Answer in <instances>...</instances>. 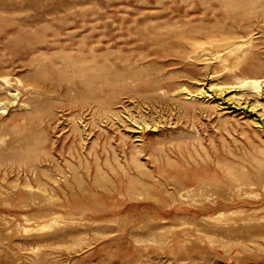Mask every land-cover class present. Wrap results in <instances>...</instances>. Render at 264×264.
<instances>
[{
    "label": "rangeland",
    "instance_id": "1",
    "mask_svg": "<svg viewBox=\"0 0 264 264\" xmlns=\"http://www.w3.org/2000/svg\"><path fill=\"white\" fill-rule=\"evenodd\" d=\"M186 20L246 40L245 59L141 44ZM89 45L159 71L90 107L52 69ZM1 76L21 93L0 109V264H264V187L244 183L264 182V94L210 85L264 78V0H0Z\"/></svg>",
    "mask_w": 264,
    "mask_h": 264
},
{
    "label": "bare ground",
    "instance_id": "2",
    "mask_svg": "<svg viewBox=\"0 0 264 264\" xmlns=\"http://www.w3.org/2000/svg\"><path fill=\"white\" fill-rule=\"evenodd\" d=\"M236 13H237L236 10H232L230 12V14L233 15H235ZM139 30H137V32ZM23 31L24 29L22 30V32ZM140 31H142V29ZM42 32L44 33V31ZM150 32L148 31V33H144L142 34V36H139L137 34L135 35L139 36L142 39L141 44H143L144 47H150V50H153V54L158 56L178 54L190 58L194 57L197 60L199 59L201 61H205V65L207 67L210 63L206 62L205 58H202L203 55L213 54V56L215 58H218L220 62L227 63V67H230L231 64L228 63L229 60L234 59V62H242L245 59L248 52L247 49L243 48V45L247 42L246 40H239V39L235 40V38L232 39L231 36L226 35L228 34V32L223 28L219 29L205 25L202 26L190 22L188 20H186L182 25H175V26L169 25L165 27L157 26L155 33L153 32L150 34ZM249 38H251V36ZM82 46L84 47V45ZM50 47L52 48L54 46L52 45ZM126 50L128 49L126 48ZM102 51L103 49L100 47L89 45L83 53H73L72 51L63 52L61 55L57 56V58L54 60L55 63L52 65L53 71L57 73L61 78H64V80L67 82L68 89L70 91L73 92L78 88H80V89H86L89 92H98L99 96L94 99L95 101L92 102V104H90V107L91 105H95L96 109L102 108L103 103H101L100 96L103 95V91L105 87L107 86L114 87L121 82H138L145 76L155 75L156 72L159 71V70L156 72L153 71V67L155 66L154 65L155 63L153 62V60H149L148 57L149 55H145V56L141 55L140 57H136L134 60H132L129 59V57L126 55L127 53H125L123 58H121L118 62L114 61V64H112L109 60H107L104 57V53H102ZM126 52H130V51H126ZM139 60H141V63H139L140 62ZM246 69L252 71L253 66H248V68ZM206 75L207 77H205L203 81L208 80L209 74ZM209 82L210 80L207 83ZM210 85L214 87V88L212 87V89H214L215 94H219V95L222 92L231 89L232 87L239 88L242 90L247 89L248 91L254 94L260 95V97L261 95L264 94V89H263L264 78L259 79V78L246 76L241 78V80L237 83L233 82V84H229V85L210 83ZM185 90H187L188 92L187 87L181 86L178 90L175 91L182 92ZM208 90L209 89H206V85H205L204 88L200 89L199 93H203L204 95L205 92ZM20 93L21 92L19 91L18 88L13 87L11 77L10 78L7 76L0 77V109L3 110V112L6 111L10 106H13V104L18 101V98L20 97ZM258 103H260V101H258ZM260 123L259 125L261 126ZM249 177L247 181L244 183L249 184L252 187L256 185L258 189H262L264 187V182H259L257 179L253 180L250 179ZM249 192L252 193L255 192L257 194L260 193L259 190H250Z\"/></svg>",
    "mask_w": 264,
    "mask_h": 264
}]
</instances>
